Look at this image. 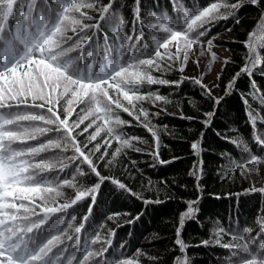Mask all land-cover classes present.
<instances>
[{"label": "snow or ice", "instance_id": "obj_1", "mask_svg": "<svg viewBox=\"0 0 264 264\" xmlns=\"http://www.w3.org/2000/svg\"><path fill=\"white\" fill-rule=\"evenodd\" d=\"M245 3L261 7V0H212L199 8H188L181 0H174L175 17L153 12L145 20L141 16V0H135L132 23L138 34L125 36L121 29L126 22L114 10L115 0L107 3L102 0H0V264H140L139 257L146 256L140 249L132 257L107 258L112 243L110 237L114 236L112 230L105 236L96 231L82 243V231L105 181L143 199L145 204L161 202L144 199L119 179L102 175L98 162L109 155L113 140L118 146L105 167L113 164L124 149L140 151L134 148L133 142L144 141L140 137L125 138L120 131L130 123L121 119V111L151 133L154 159L161 164L171 162L159 160L160 137L155 126H150V113L143 106L145 102L157 107L158 102L171 101L158 90L142 92L141 89L145 85H178L189 79L219 105L223 97L214 96L212 88L203 83L206 73L202 72L199 77H182L181 81H169L154 73L172 70L183 73L190 59L199 68L201 58L206 56H210L207 68L211 72L212 65L219 59L212 51L214 38H202L219 20L235 18L239 23L236 13ZM17 12L19 21L11 23ZM91 13H97L99 18ZM109 21L114 24L115 40L109 43L105 36L101 53V22ZM145 30L151 33V53H146ZM241 43L247 50L244 64L226 85L225 94L234 89L237 79L246 75L252 89L248 95L264 107V93L252 79L258 69L264 76V11ZM90 44L95 46L85 54ZM98 57L103 62H99ZM230 62L229 58H224L222 65ZM216 78L220 79L219 73ZM241 98L254 130L253 139L264 149V138L256 132L257 121L264 123V118L246 96ZM213 115V112L205 113V126L210 124ZM93 128L94 131L89 132ZM102 132L107 133L103 152L100 143L93 144ZM85 133L88 135L82 142L78 137ZM229 142L247 154L243 161L235 164L241 174L258 173L264 156L252 154L243 141ZM191 148L197 155L201 151L198 141L193 142ZM46 153L53 155H42ZM72 167L75 171L71 176L61 178L60 174ZM53 173L55 175L49 178ZM89 174L97 177V182L85 187L78 177ZM190 174L196 175V172ZM65 189L74 190L71 200L65 198ZM249 191L264 193V188L253 187ZM88 198L92 201L88 215L78 226L67 223L63 217L68 210ZM186 203L176 230L175 245L181 253L187 248L180 237L181 229L185 220L193 219L198 211L194 207L198 201ZM119 215L113 213L107 219ZM75 219L73 216L72 220ZM257 223V236L262 237L259 240L247 227L236 233L226 232L224 228L215 230L216 244L221 243V234L231 237V242L221 245L231 253L227 264H264V217ZM202 244L208 245L209 241ZM174 264H189L187 256L175 257Z\"/></svg>", "mask_w": 264, "mask_h": 264}, {"label": "trees", "instance_id": "obj_2", "mask_svg": "<svg viewBox=\"0 0 264 264\" xmlns=\"http://www.w3.org/2000/svg\"><path fill=\"white\" fill-rule=\"evenodd\" d=\"M102 2L107 3L108 0ZM181 2L188 8H199L206 6L212 0H181ZM173 3L174 0H141V16L147 20L149 14L155 12L175 17ZM113 7L126 22L121 34L137 35L138 30H134L132 23L135 0H115ZM261 11H264V0H261V7L245 3V6L236 13L239 23H236L235 18L219 20L210 27L207 36L202 38L205 40L214 38L213 43L225 47L229 53L228 58L231 62L223 66V71L219 73L220 79L216 82L217 91H212L214 96L223 97L219 105H215L204 90L189 79H184L178 85L150 87L145 85L141 89L142 92L158 90L160 95L166 96L171 101L168 104L158 102L157 107H153L148 102L143 104L150 113V126H155L160 137L159 160L171 161L170 163L161 164L154 159L151 155L154 151V138L151 133L127 113L119 112L121 119L130 122L120 129L125 138L140 137L144 142L134 141V148L140 151L124 149L113 164L105 167L107 161L111 159V153L118 146L113 140L112 146L108 148L109 155L104 161L98 162V170L104 176L119 179L132 192L139 193L144 199L161 202L145 204L143 199H138L129 192L118 189L110 181H105L101 184L92 212L82 231V243L96 231H100L101 235L105 236L108 230H112L114 236L110 237L112 243L107 254L108 259L120 256L132 257L136 250L140 249L146 254L139 257L140 264H174L175 257L179 256L183 259L185 255L189 264H227L231 253L221 245L231 242V237L221 234V243L216 244L214 236L216 229L224 228L226 232L236 233L247 227L253 230L252 236H257L259 232L257 221L264 217V193L249 190L253 187L264 188V164L259 166L258 173L242 175L241 169L235 167V164L243 161L247 154L229 140L243 141L252 154L264 156V149L253 139L254 130L241 97L246 96L262 118H264V107L248 95L252 89L250 79L246 75L237 79L234 89L229 94L225 93L226 85L244 64L247 50L241 42L246 40L248 33L254 29ZM91 14L99 18L97 13ZM19 19L17 12L10 22L15 23ZM113 27L111 21L101 22L99 34L101 53L105 47V36L109 43L115 40ZM224 31L230 32L233 36L230 38L219 36ZM145 40L148 44L146 53H151L152 39L148 30H145ZM94 46V44L87 45L85 54L92 51ZM97 59L103 62L99 57ZM154 75L169 81H181L182 77H192L177 70L154 73ZM252 79H255L261 92L264 93V76L259 69L254 72ZM209 112H213L214 115L210 124L205 126L203 123L207 119L205 113ZM73 119H76L75 115ZM83 127L84 125H81V128ZM92 131L94 128L89 129V132ZM256 132L264 138V123L259 120L256 124ZM87 135L88 133H85L78 138L83 142ZM106 135V132H102L93 142L102 145L101 152L104 151L103 140ZM195 141L200 143L201 151L198 155L191 148V144ZM42 155L51 156L53 153ZM99 155L100 153H97V156ZM249 167L253 166L249 165ZM84 168L87 171V166ZM74 171V167L66 169L60 176L70 177ZM193 171L196 175L190 174ZM52 175L55 173L49 174V178ZM78 179L85 187L97 182V177L92 174ZM64 191L65 196L69 195L66 197L67 200H71L75 195L72 189ZM188 201H198L194 205L198 211L193 219L185 220L181 229L180 237L187 245L185 253H181L179 247L175 245L176 230L180 215L186 210ZM91 203L90 198L79 202L68 210V214L63 219L78 226L82 218L88 215ZM113 213L121 215L112 220L107 219ZM73 216L76 217L74 221ZM101 225L105 227L101 228ZM261 238L257 236V240ZM205 240L209 241L208 245L202 244ZM152 257L157 259L153 260Z\"/></svg>", "mask_w": 264, "mask_h": 264}, {"label": "rangeland", "instance_id": "obj_3", "mask_svg": "<svg viewBox=\"0 0 264 264\" xmlns=\"http://www.w3.org/2000/svg\"><path fill=\"white\" fill-rule=\"evenodd\" d=\"M219 36L224 37V38H230L233 35L228 31H224V32L220 33ZM212 51H214L217 54L219 59L217 60V62H215L212 65L211 72H209L208 68H207V63H208V60L210 59V56H206V57L201 58L202 63H201V66L199 68L196 66L195 63H192L191 59H190L188 65L185 68V71L183 73L187 76H192V77H199L202 72L206 73V75H204V77H203V83L208 85L210 88H212L213 92H216L217 88L213 87V85H216L217 74L221 72V68L223 66L222 60L224 58H228L229 53L225 47L218 46L215 44H214ZM193 59H194V57H193ZM66 197H69V195H66L65 198Z\"/></svg>", "mask_w": 264, "mask_h": 264}]
</instances>
